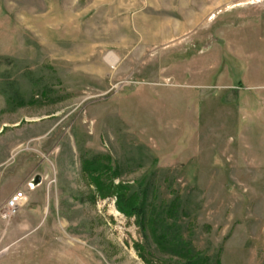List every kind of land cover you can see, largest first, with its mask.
<instances>
[{"label":"rangeland","instance_id":"obj_1","mask_svg":"<svg viewBox=\"0 0 264 264\" xmlns=\"http://www.w3.org/2000/svg\"><path fill=\"white\" fill-rule=\"evenodd\" d=\"M93 160L211 264H264V0H0V264H183Z\"/></svg>","mask_w":264,"mask_h":264},{"label":"trees","instance_id":"obj_2","mask_svg":"<svg viewBox=\"0 0 264 264\" xmlns=\"http://www.w3.org/2000/svg\"><path fill=\"white\" fill-rule=\"evenodd\" d=\"M98 164L100 163L96 160H93V163H89V170L94 174L91 176V180L96 186L98 194L102 193L101 196L103 198L116 197V209L119 213L129 219L134 218L138 228L142 231L148 228L150 230H148V234L152 236L155 244L162 248L167 247L169 249L168 252H170L167 254L181 259L183 264H211L208 258L194 253L190 245L183 240L179 233V227L176 224V203H171L166 209L163 207L164 209L162 208L163 210L159 215L152 217L150 211L147 209L145 197H139L137 194H126L125 191L127 189L121 186L106 187L104 184L97 183L98 178H96L97 175L95 173L99 168Z\"/></svg>","mask_w":264,"mask_h":264},{"label":"built area","instance_id":"obj_3","mask_svg":"<svg viewBox=\"0 0 264 264\" xmlns=\"http://www.w3.org/2000/svg\"><path fill=\"white\" fill-rule=\"evenodd\" d=\"M25 202V196L22 193L12 195L5 204L4 207V217L10 218L14 216L19 208Z\"/></svg>","mask_w":264,"mask_h":264},{"label":"bare ground","instance_id":"obj_4","mask_svg":"<svg viewBox=\"0 0 264 264\" xmlns=\"http://www.w3.org/2000/svg\"><path fill=\"white\" fill-rule=\"evenodd\" d=\"M105 60L111 67L114 66L116 62L115 58L112 55H107Z\"/></svg>","mask_w":264,"mask_h":264},{"label":"water","instance_id":"obj_5","mask_svg":"<svg viewBox=\"0 0 264 264\" xmlns=\"http://www.w3.org/2000/svg\"><path fill=\"white\" fill-rule=\"evenodd\" d=\"M39 180H40L39 177H36L34 181V185H37L39 183Z\"/></svg>","mask_w":264,"mask_h":264}]
</instances>
